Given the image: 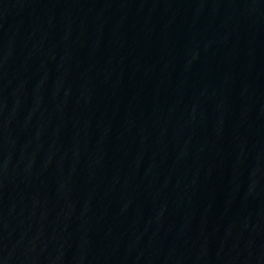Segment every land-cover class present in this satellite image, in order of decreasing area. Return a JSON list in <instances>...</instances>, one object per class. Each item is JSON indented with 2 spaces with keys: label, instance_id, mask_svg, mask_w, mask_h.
I'll return each instance as SVG.
<instances>
[{
  "label": "water",
  "instance_id": "water-1",
  "mask_svg": "<svg viewBox=\"0 0 264 264\" xmlns=\"http://www.w3.org/2000/svg\"><path fill=\"white\" fill-rule=\"evenodd\" d=\"M0 264H264V0H0Z\"/></svg>",
  "mask_w": 264,
  "mask_h": 264
}]
</instances>
